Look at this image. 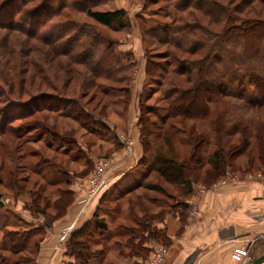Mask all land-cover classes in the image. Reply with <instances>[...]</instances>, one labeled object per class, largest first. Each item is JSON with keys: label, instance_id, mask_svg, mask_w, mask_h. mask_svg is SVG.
Instances as JSON below:
<instances>
[{"label": "trees", "instance_id": "1", "mask_svg": "<svg viewBox=\"0 0 264 264\" xmlns=\"http://www.w3.org/2000/svg\"><path fill=\"white\" fill-rule=\"evenodd\" d=\"M207 1L211 3L210 9L205 11L202 4L185 5L180 9L182 17L175 26L164 29L155 28L146 32L163 46H167L165 56L167 65L165 67H161L162 64H154L151 60L147 63L148 78L155 77L156 72L158 73L160 69L163 70V81L159 87L162 101L165 103L166 114L160 118L159 130H153L158 124L145 118L146 109L144 110L142 101L139 119L141 142L146 155H151L152 159L142 177L132 186L119 192L116 191L119 188L115 190L110 184L108 189L101 194L100 211L98 212L109 205V198L111 199L109 201L116 205L140 189L168 193L169 189L164 188L160 183L147 182L149 178L151 179L152 176L154 178L156 175H158L156 176L158 181L163 179L168 185L179 190L180 195L178 196L182 201L167 205V208L178 209L181 205L180 212H188L190 208L186 204V199L195 193L196 185H202L208 189L220 182L226 174L227 167L234 165V156L245 155L248 158L250 168L248 170L257 171L260 168L264 170V19L254 17L256 14L264 17V5L256 7L253 0H243L250 6L246 7L240 4L237 8H231L227 5H217V2H212V0ZM257 2L264 3V0H257ZM190 8L204 12V15L210 20H200L190 11ZM212 9H215L213 17L211 16ZM74 14H83L94 24L80 22L70 16ZM19 16L26 20L18 19ZM61 18L65 19L61 20ZM127 19L128 14L125 9L94 10L90 5V0H0V28L20 33L31 41H35L31 49L44 51V62L51 65L55 83H53L54 80L49 81L50 74L46 69V71L44 70L43 63L36 62V73L45 79L44 81L42 78L45 85L40 83L38 87L42 90L41 87L44 86L47 91L43 92L41 98L52 101V104L44 102V109L54 112L59 117L71 118L83 128L89 129L88 127L91 128L92 125L104 128L110 131L116 140L118 137L115 132L102 121H97L94 114L82 112L79 102H71L78 108V113L66 110V108H61L62 110L59 108L62 105L61 102L73 100L61 97L59 86L56 85V78L60 76L57 69L65 66L67 80L63 91L87 86L91 91H97L104 96L109 92H119L123 94L120 102L124 104V111H127L131 101L130 83L136 67L135 59L133 60L132 53L117 51L122 31L128 27ZM48 25L51 26L48 27ZM96 25L108 28L117 35L115 38L106 36L95 29ZM2 57H6V52L3 54L0 52V66L4 64ZM58 58L61 59L59 62H57ZM26 64L29 65V61ZM82 75L83 77H81ZM81 78L84 80L82 85ZM213 84L215 86H212ZM10 85L11 83L8 86ZM4 87H0V101L4 105V110H1L4 113H0V119L1 123L5 121L3 125L10 124V126L0 128L1 133L13 130L11 122L26 118L30 112V110L14 111L15 113L10 115L9 108L13 102L12 100L6 102V98L3 99L9 95ZM212 101L216 104L222 103L224 106V110L220 112L212 128L214 137H211L212 135L209 137L207 132V134L204 131L201 132L198 126L194 125L188 130L186 129L187 141L181 142V147L188 151L187 156L182 155L184 151L175 153L173 146H170L169 149L165 148V145H172L171 139L176 140L177 131L186 133L184 130L176 128L174 121H179L183 125L184 119L198 121L209 119L216 112L209 106V102ZM39 107L33 106L36 110ZM192 109L196 114L192 113ZM245 111L247 113L255 111L256 116L253 117L251 114L250 119H247ZM104 113L99 117L106 118V113ZM253 122L259 124L255 125ZM38 126L45 136L52 137L47 145L48 148L52 149V142L57 145V143L63 142L74 144L77 141L74 137L68 136L67 138L57 127H51L47 123H39ZM28 127L23 126L22 129L17 130L22 131ZM235 134L241 135L242 146L228 156L227 152L230 150L227 145V137ZM211 141H213V145ZM120 145L118 141L115 144L116 149L120 148ZM54 152L61 155L68 153L67 150L61 152L58 147ZM143 163H148L146 158ZM207 166L209 169L201 176L200 173ZM93 167L94 161L87 158L85 173L81 176H88ZM63 172L64 174L69 173ZM72 182L73 180L70 179L65 181V184L69 185ZM113 191L118 194L114 196ZM60 194L59 202H64L62 206H59L60 211L55 213L51 220L46 221L42 229L51 227L52 222L60 218L74 202V194L68 189L60 190ZM169 195L174 196L170 192ZM1 197L0 194V211L4 208ZM142 197L154 205L161 203L158 197H151L148 194H142ZM134 200L138 204H145L141 199ZM116 209L119 211L121 208L116 207ZM109 210L110 207L107 211L111 212ZM116 214H120V211L115 212ZM145 214L143 219H139L141 227L137 237H140V241L134 248L130 246L128 254L142 255L144 252L141 245L145 238L141 232L144 231L149 212H145ZM104 220L96 214L92 222L81 231L72 233L68 237L67 253L75 257L78 264H93L94 259L102 260L108 250L107 243L115 235V232L108 229L107 225L103 223ZM11 235L7 236L10 238L11 247L0 248V251L6 250V252L15 255L28 250V245L25 242H16ZM95 235L99 239L98 242H89L88 240ZM44 237L45 234L37 240L33 251L34 256L27 260L29 264H36ZM83 238L84 240H80ZM133 238H135L134 235L130 240ZM97 244L101 245V249L94 252L92 247ZM8 262L0 255V264H11Z\"/></svg>", "mask_w": 264, "mask_h": 264}, {"label": "rangeland", "instance_id": "2", "mask_svg": "<svg viewBox=\"0 0 264 264\" xmlns=\"http://www.w3.org/2000/svg\"><path fill=\"white\" fill-rule=\"evenodd\" d=\"M213 1L215 3L217 2V5H227L231 8H237V6L240 4L246 7L250 6L249 4L244 3L243 0H212V2ZM253 1L256 7H262L264 5V3H259L257 0L256 2L255 0ZM188 4H202L205 11L208 8H211V3L207 0H90V5H92V9L94 10L108 11L125 9L127 11L128 19L126 23L128 27L122 31L123 33L119 38L117 51L119 50L118 52L122 53H132L133 60L135 59L136 67L134 69L133 77L130 83L131 94L133 90L132 83L133 81L136 82V80H138L140 69L137 58L140 50V40L135 36V34H141L142 45L147 63L149 60H151L154 62V64H162L161 67H165L167 65V58H165L167 54V46H163L154 37L147 35L146 32H150L155 28L164 29L175 26L180 17H182V13L180 11L181 7L185 5L187 6ZM214 10L215 9H212V11L210 10L212 17L215 16ZM190 11L195 14V16L200 18V20H210V18L206 17L202 11H196L191 8ZM70 16L74 17L80 22L94 24L93 21L83 14H74ZM254 17L256 19H264V17H260L257 14ZM18 19L26 20L22 16H19ZM64 19L65 18H61V20ZM50 26L51 25H48V27ZM95 29L106 36H114L115 38L117 35L108 28L96 25ZM126 39V44L132 45L133 50L123 51L120 49L122 43H124V40ZM34 42L35 41H31L29 38L20 33L0 28V52H2V54L3 52H6V57H2L4 64L0 66V82L2 84H0V87L5 86L4 88L9 94L3 97V99L6 98V102L11 100L13 102V107L10 105L11 108H9L10 115L14 114L15 112L30 110L26 118L11 122V126L14 128L13 130L6 133L0 132V194L2 195L1 200L4 204V208L0 211V248L11 247L10 238L7 237L9 234H12L11 236L16 242H25L28 245V250L20 254L14 255L10 252H6V250L0 251V255L7 259V261H9L11 264H29L27 260L34 256L33 251L37 240L44 234L46 235V228L42 229V226L46 223V221L51 220L55 213L60 211L59 206H62L64 203L59 202L61 198L60 190H69L70 186L78 182L84 183V180L86 179L88 185L86 192L77 198L75 197V201L77 200V203L82 206V212H84L94 201L100 200L102 198L101 195L98 196L87 207H84L79 201L86 196V193L89 190L90 176L94 171L96 164L101 161L111 162L112 164L110 156L111 153L117 150L115 144L118 143V140L115 139L113 134L104 128H99L95 125H92L91 128L88 127L89 129L83 128L77 123V121L72 120L71 118L61 116L59 117L54 112L44 109V102H47V104H52V101L41 98L47 91H45L46 89L44 86L41 87L43 88V91L40 89V87H38L40 83L44 84L42 81L44 77L36 73V62L41 61L43 63L44 70L46 69L48 74H50L49 81L54 80L53 83H55V75L53 74L50 63L44 62V51L42 52L41 50L36 51L31 49L33 48ZM140 53L143 55V52L140 51ZM60 60L61 59L58 58L57 62ZM27 61H29V65L26 64ZM45 71L43 72L44 75L46 74ZM57 71L59 72L58 74H60V76L59 78H56V85L59 86V91L62 95L61 97L66 98V100H73L61 102L60 104L62 105L59 108H66V110H71L72 112L78 113V108L71 102H79L81 105L80 110L82 112L94 114L95 117H97V121H102L107 126L112 127L114 129L112 130L115 132L117 137V128L122 129L126 125L128 117L126 115L127 111H124V104L120 102L123 94L119 92H109L106 96H104L97 91H91V89L87 86H79L77 88L71 89V91H63L64 84L67 80L65 75V66L58 68ZM162 75L163 70L160 69L158 73L156 72L155 77L148 78V84L145 87L143 94L144 96L142 99L145 107L144 110L146 109L145 118H148L151 122H156L158 124L153 129L157 131L159 130L158 127H160L161 124L160 118L166 114L165 103L162 101V94L160 92L161 89L159 87V84L163 81ZM81 77H83V75ZM83 81V78H81V85ZM10 83L11 85L8 86ZM212 86H215V84ZM22 101L24 102L21 103ZM3 106L4 105L2 101H0V113L2 114L4 113L1 111L4 110ZM21 106H23V108H20ZM33 106L40 107L36 110L33 108ZM209 106L214 112H216L215 115L213 114V116L207 120L198 121L193 119H184L185 123L183 125L180 124L181 122H176L175 120V127L184 130L186 133L177 131L178 136L175 137L176 140L171 139L173 141L172 145H165V148L169 149L170 146H173L175 153H182L184 151L182 155L185 154L187 156L188 151L187 149L184 150L181 147V142L183 140L184 143L187 141L186 138L188 137V134L186 129L188 130L194 125H197L201 132H207L208 136L210 137L212 135V128L214 127L220 112L224 110V106L222 103L216 104L214 101L209 102ZM104 108L106 109V118H100V114L102 115V113H104ZM194 112L195 110L192 109V113L196 114ZM245 112L244 114L247 119H250L251 114L253 117L256 116V113H254L255 111H251L249 113H247L248 111L246 113ZM10 115L9 118L11 117ZM4 123L5 121L1 123L0 119V128L3 126H10V124L3 125ZM39 123H47L51 127H57V129L67 138L68 136L71 138H76V143L74 142V144H68L63 142L61 144L57 143V145H55V143L52 142V149L48 148L47 145L52 140V137H50V135H44V132L41 128H39L40 126H38ZM35 124L37 126H34ZM254 124L258 125L259 123ZM23 126L29 127L23 129L22 131L17 130ZM211 137H214V135ZM122 138H126L132 142L128 135H122L121 142L125 148L126 144L123 142ZM240 138V134L227 137V145L228 149L230 150V152H227L228 156H230V153L238 150L242 146ZM211 143L213 145V141H211ZM56 147H58L61 152L67 150L68 153L66 155L57 154L54 152ZM91 156H94L93 158H95L93 160L94 167L88 176L82 177L81 175L85 173L84 168L86 167L87 158L89 160ZM233 159L234 165L232 167H227L224 178L218 183L228 184L243 178L250 179L251 177H258L260 179L264 178L263 169L260 168V170L257 171H253V169L248 170L250 168L247 161L248 158L245 155L234 156ZM208 169V166L205 167L200 175H204ZM63 171H67L69 173L64 174ZM156 176H154V178L152 176V178H149L147 182L160 183L164 186V188L169 189L168 193L163 194L160 192H149L144 189H140L128 195L124 200L116 205L110 202L109 200L111 199L109 198V205L107 207H103L101 212H108V207H110L109 211L111 212H130L131 210H133V212H172L173 209H168L167 205L169 206L171 204H177L182 201L178 196L180 195L179 190L168 185L163 179L158 178L160 180L158 181ZM70 179H72L73 182L69 185L65 184V181ZM131 179L132 178H128L125 183L127 185L131 184L133 181H131ZM199 186H201L203 189H207L202 185H198V187L196 185L195 189L199 188ZM116 191L121 192V189ZM116 191H113L114 196L118 194ZM169 192L174 196L171 197ZM142 194H148L151 197H158L161 203L156 205L151 204L142 197ZM136 198L143 200L145 204L141 205L136 203L134 200ZM116 207L121 209L118 211ZM179 207L180 210H182V206L180 205ZM189 208V212H198L196 207L191 208V206H189ZM39 218L43 219L40 221ZM117 226V224L113 225L111 230L114 232L117 231V234L119 235L126 233L120 229L119 226ZM69 236L70 234L67 236V238ZM97 240L99 239L95 235L88 241L91 243H97ZM100 248L101 247L93 246L92 250L96 252L100 250ZM158 248L159 247L156 249ZM164 248L168 250V248ZM122 250L125 254L129 252L127 247L123 248ZM108 255V259H106L104 262L102 261L101 263V260H97L93 262V264H116V255L113 253L109 254V252L107 256ZM151 255L148 256L147 259H149ZM127 264L132 263L128 261Z\"/></svg>", "mask_w": 264, "mask_h": 264}, {"label": "crops", "instance_id": "3", "mask_svg": "<svg viewBox=\"0 0 264 264\" xmlns=\"http://www.w3.org/2000/svg\"><path fill=\"white\" fill-rule=\"evenodd\" d=\"M135 36L140 40L139 55L136 54L140 68L139 76L138 80L132 83L126 125L122 129L117 128L120 148L111 153L112 164L107 171L111 187L115 190H122L137 183L152 159L151 155H146L144 151L139 125L143 94L148 84L147 60L141 34L136 33ZM126 42L127 39L120 49L133 50L132 45ZM122 135H128L132 140L131 152L122 144ZM93 157L90 158L94 160ZM144 158L147 159V164L143 163ZM128 178L133 181L127 185L125 181ZM87 186L85 179L84 183L78 182L69 187V191L74 194V202L67 212L53 221L51 227L46 228L36 264H78L77 259L67 253L66 244L69 238L63 245L60 238L63 231L69 227L72 228L70 236L81 231L94 220L96 214H101L100 217L105 219L103 223L110 231L111 227L117 224L126 232L119 235L116 231L109 239L108 250L101 263L108 259L109 252L116 255V264H127L128 261L132 264H146L148 256L157 247L163 246L169 250L164 264H238L233 258V253L238 248L248 250V263L264 255V178H243L233 183H218L208 189L199 186L195 193L186 199V204L191 208L196 207L198 212H189L190 209L188 212H180V208L173 209L172 212H149L148 221H145L144 231L141 232L145 238L141 245L144 248L142 255L128 254L129 252L125 254L122 249L137 246L140 241V237H137V233H140V220L146 215L145 212H120L116 215L115 212H98L101 199L94 201L82 212V206L75 201V197L84 194ZM42 219L39 218L40 221ZM133 235L135 238L130 240ZM95 246L101 247L98 244ZM95 261L97 259H94Z\"/></svg>", "mask_w": 264, "mask_h": 264}, {"label": "built area", "instance_id": "4", "mask_svg": "<svg viewBox=\"0 0 264 264\" xmlns=\"http://www.w3.org/2000/svg\"><path fill=\"white\" fill-rule=\"evenodd\" d=\"M123 142L126 144V149L128 152L132 151V142L126 138H122ZM111 166V162H98L94 171L90 176L89 190L86 196L79 200L84 207H87L92 203L98 196L103 194L109 187L111 179L107 176V171ZM72 228L69 227L65 229L61 236L62 245L65 243L67 236L71 233ZM160 248V249H159ZM154 251L151 257L147 260L146 264H164L168 254V250L164 247H159ZM248 250L245 248H238L233 253V258L238 262V264H249L247 261Z\"/></svg>", "mask_w": 264, "mask_h": 264}, {"label": "water", "instance_id": "5", "mask_svg": "<svg viewBox=\"0 0 264 264\" xmlns=\"http://www.w3.org/2000/svg\"><path fill=\"white\" fill-rule=\"evenodd\" d=\"M249 264H264V255L255 258L253 261H251Z\"/></svg>", "mask_w": 264, "mask_h": 264}]
</instances>
